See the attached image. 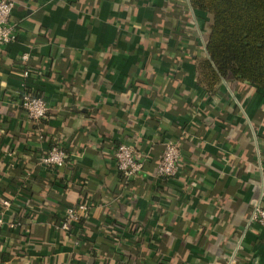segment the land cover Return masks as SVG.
Here are the masks:
<instances>
[{
  "label": "crops",
  "instance_id": "0c3cea01",
  "mask_svg": "<svg viewBox=\"0 0 264 264\" xmlns=\"http://www.w3.org/2000/svg\"><path fill=\"white\" fill-rule=\"evenodd\" d=\"M16 39L0 46V264H264V90L222 80L210 95L196 63L210 16L187 0H14ZM28 87L48 103L37 123L16 101L20 55ZM179 172L155 181L163 144ZM143 157L129 181L113 152ZM69 156L45 169L39 156ZM88 200L74 230L65 207ZM18 223L15 229L7 224Z\"/></svg>",
  "mask_w": 264,
  "mask_h": 264
},
{
  "label": "trees",
  "instance_id": "16d2710c",
  "mask_svg": "<svg viewBox=\"0 0 264 264\" xmlns=\"http://www.w3.org/2000/svg\"><path fill=\"white\" fill-rule=\"evenodd\" d=\"M187 1L190 8L210 16L206 56L196 63L198 81L206 91L214 95L222 80L247 82L264 90V0ZM68 157L66 152L65 160ZM75 228L70 225L69 230Z\"/></svg>",
  "mask_w": 264,
  "mask_h": 264
},
{
  "label": "built area",
  "instance_id": "2783aa9c",
  "mask_svg": "<svg viewBox=\"0 0 264 264\" xmlns=\"http://www.w3.org/2000/svg\"><path fill=\"white\" fill-rule=\"evenodd\" d=\"M14 6V0H0V46L13 42L16 39L17 28L10 19V14ZM22 68L19 72L18 91L16 101L23 109L24 113L34 123L44 119L48 112V103L35 91L31 90L27 85V79L30 77L31 68L27 66L28 53L23 52L20 55ZM66 152L62 145H52L39 156V162L45 169H56L64 164ZM115 169L124 178L136 177L143 170V157L140 156L134 148L126 143H119L113 152ZM181 148L179 142L169 139L164 142L159 159L157 161L153 177L155 181L168 179L175 176L180 170ZM18 194H3L0 196V232L4 224L5 211L11 205L21 201ZM88 200H80L76 205L65 207L61 214V220L58 228L67 231L70 225L76 223L80 217L87 213ZM252 219L264 227V206L256 205ZM10 228L15 229L18 223L10 220L7 222ZM1 236V234H0ZM72 264H91L88 260H82ZM226 264H232L228 261Z\"/></svg>",
  "mask_w": 264,
  "mask_h": 264
},
{
  "label": "water",
  "instance_id": "95a60500",
  "mask_svg": "<svg viewBox=\"0 0 264 264\" xmlns=\"http://www.w3.org/2000/svg\"><path fill=\"white\" fill-rule=\"evenodd\" d=\"M132 178V177H131Z\"/></svg>",
  "mask_w": 264,
  "mask_h": 264
}]
</instances>
